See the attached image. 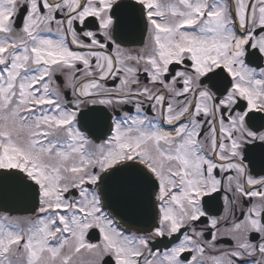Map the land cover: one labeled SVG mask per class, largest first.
I'll return each instance as SVG.
<instances>
[{
    "label": "snow or ice",
    "instance_id": "obj_1",
    "mask_svg": "<svg viewBox=\"0 0 264 264\" xmlns=\"http://www.w3.org/2000/svg\"><path fill=\"white\" fill-rule=\"evenodd\" d=\"M0 264H264V0H0Z\"/></svg>",
    "mask_w": 264,
    "mask_h": 264
}]
</instances>
